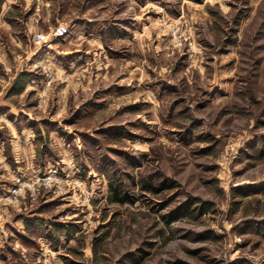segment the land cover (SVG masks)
I'll return each mask as SVG.
<instances>
[{"label": "rangeland", "instance_id": "rangeland-1", "mask_svg": "<svg viewBox=\"0 0 264 264\" xmlns=\"http://www.w3.org/2000/svg\"><path fill=\"white\" fill-rule=\"evenodd\" d=\"M0 144V264H264V0H3Z\"/></svg>", "mask_w": 264, "mask_h": 264}, {"label": "crops", "instance_id": "crops-1", "mask_svg": "<svg viewBox=\"0 0 264 264\" xmlns=\"http://www.w3.org/2000/svg\"><path fill=\"white\" fill-rule=\"evenodd\" d=\"M49 2V1H48ZM50 3H52V0H50ZM77 20H79V19H76L75 21H77ZM122 26H124V28H125V32H126V34L125 35H122L123 34V30H122V27L120 28V30L119 31H117V32H115L114 34H113V38L114 39H117V38H120L121 36H124V37H127V35L129 36V34L130 33H133V32H135V31H133V32H131L130 30H132V23H128V24H125V25H122ZM111 28V27H110ZM119 28H113V29H119ZM106 30H108L109 29V27H106L105 28ZM111 30V29H110ZM114 32V31H113ZM81 34H88V35H96V37L97 38H99V39H101V38H103L106 34L105 33H103V32H101V30H99V28H98V30H97V33L96 34H94L93 32H91L90 30H88V31H83V32H81ZM135 34H136V32L133 34L134 35V38H136V36H135ZM121 38H123V37H121ZM14 138H16V136L14 135H12V138H11V149H12V153H13V155H15L14 153V151H15V148H18L19 147V145H20V143H19V141L20 140H18V138H16V139H14ZM19 143V144H18ZM2 144H0V149H2L1 147H3V146H1ZM31 150H33V152H32V156L31 157H34V153H35V147L33 146V144H31ZM1 151V150H0ZM0 154H1V152H0ZM3 154H4V152H3ZM19 155V154H18ZM17 154H16V157L19 159V156H18ZM5 156V155H4ZM14 157V156H13ZM5 158H6V156H5ZM15 158V157H14ZM18 159H16V161H19ZM6 161H8L7 159H4L3 160V162H5L4 164H6L7 165V162ZM3 162H2V164H0V166H3L4 164H3Z\"/></svg>", "mask_w": 264, "mask_h": 264}, {"label": "built area", "instance_id": "built-area-1", "mask_svg": "<svg viewBox=\"0 0 264 264\" xmlns=\"http://www.w3.org/2000/svg\"><path fill=\"white\" fill-rule=\"evenodd\" d=\"M70 26L68 24H60L58 25L54 31H53V35L57 38H65L69 33H70ZM38 38H44L45 39V36L42 35V34H38L37 35ZM58 174H60V170L58 169V167H55L51 170V172L49 173L48 176H46L44 179L46 181H53L57 176ZM52 176H54V178H52ZM18 189H15L14 190V193H17Z\"/></svg>", "mask_w": 264, "mask_h": 264}, {"label": "trees", "instance_id": "trees-1", "mask_svg": "<svg viewBox=\"0 0 264 264\" xmlns=\"http://www.w3.org/2000/svg\"><path fill=\"white\" fill-rule=\"evenodd\" d=\"M2 1L3 0H0V8H1ZM156 191H157V189H156ZM121 194H122V192H121V190L119 188H115L114 189V195H115V198L114 199H115V201H123V198L121 197ZM188 208H190V205H188L187 207H185V209H188ZM182 213H183V211L181 210V208H178L176 210H173V211H171L168 214V216H166L167 217L166 218V221L168 223H171L172 221L177 220L181 216Z\"/></svg>", "mask_w": 264, "mask_h": 264}]
</instances>
